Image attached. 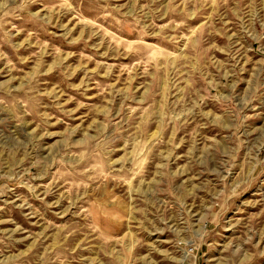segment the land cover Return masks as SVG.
<instances>
[{
  "label": "rangeland",
  "instance_id": "374dc122",
  "mask_svg": "<svg viewBox=\"0 0 264 264\" xmlns=\"http://www.w3.org/2000/svg\"><path fill=\"white\" fill-rule=\"evenodd\" d=\"M0 264H264V0H0Z\"/></svg>",
  "mask_w": 264,
  "mask_h": 264
}]
</instances>
